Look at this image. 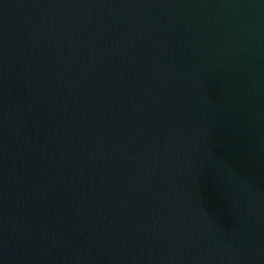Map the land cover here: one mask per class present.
I'll return each instance as SVG.
<instances>
[{
	"label": "water",
	"instance_id": "water-1",
	"mask_svg": "<svg viewBox=\"0 0 264 264\" xmlns=\"http://www.w3.org/2000/svg\"><path fill=\"white\" fill-rule=\"evenodd\" d=\"M0 264H264V0H0Z\"/></svg>",
	"mask_w": 264,
	"mask_h": 264
}]
</instances>
